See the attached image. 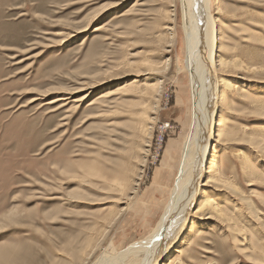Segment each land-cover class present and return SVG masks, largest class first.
I'll return each mask as SVG.
<instances>
[{
	"label": "rangeland",
	"instance_id": "rangeland-1",
	"mask_svg": "<svg viewBox=\"0 0 264 264\" xmlns=\"http://www.w3.org/2000/svg\"><path fill=\"white\" fill-rule=\"evenodd\" d=\"M184 8L0 0V264H94L153 231L191 128ZM208 13L211 71L255 101L256 111L234 102L216 123L253 137L221 161L229 175L243 160L236 186L253 209L239 215L222 199L235 230L188 226L159 264H264V0H209ZM138 71L136 91L99 98ZM57 98L68 100L46 104Z\"/></svg>",
	"mask_w": 264,
	"mask_h": 264
},
{
	"label": "bare ground",
	"instance_id": "bare-ground-1",
	"mask_svg": "<svg viewBox=\"0 0 264 264\" xmlns=\"http://www.w3.org/2000/svg\"><path fill=\"white\" fill-rule=\"evenodd\" d=\"M182 1L185 4V16L188 19L186 66L191 82L193 110L190 133L183 146L177 178L173 182L167 204L153 231L140 241L129 245L125 250L102 255L94 264H159L171 252L179 235L188 226H190L189 232L194 230L193 233H195V231L198 232L197 227L201 225L198 223L213 221L235 230L237 225L233 220L236 221V218H233L235 216L231 213L229 218L224 215V209L221 206L223 200L228 201V206H232V211L239 215L241 211L244 215L245 212L250 214L253 209L236 186L235 172L246 168L243 160L234 163L229 175L224 173L221 163L222 158L227 157L230 146L251 147L253 137L246 131L240 129L232 131L216 123L217 118L219 119L222 114L232 116L231 107L234 102H246L249 109L253 110L255 101L248 96L245 89L240 88L238 81L234 82L225 78L217 80L211 71L214 23L208 13L209 0ZM173 29V25L167 19L163 30L173 31ZM201 55L204 56L201 57ZM219 67H223L222 62L219 63ZM233 69L235 70L236 67ZM235 74L234 76H237ZM134 76V79L116 85L114 90L112 88L113 91H104L99 98L115 93H126L130 90L136 91L138 87H135V84L144 75L138 71ZM65 100L68 99L57 98L46 104L51 105ZM81 100L83 98L74 102ZM34 101L36 99L30 103ZM254 109L256 111L255 107ZM240 156L243 155L239 150L234 157L239 160ZM191 242L188 238L182 243L188 247L191 246ZM175 252L182 253L184 250ZM4 257L5 254L0 251V260L3 261ZM175 262L183 264L181 258Z\"/></svg>",
	"mask_w": 264,
	"mask_h": 264
}]
</instances>
